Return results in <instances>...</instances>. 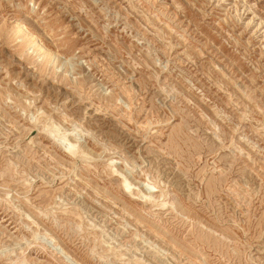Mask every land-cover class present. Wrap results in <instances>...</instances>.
I'll use <instances>...</instances> for the list:
<instances>
[{
	"label": "rangeland",
	"instance_id": "374dc122",
	"mask_svg": "<svg viewBox=\"0 0 264 264\" xmlns=\"http://www.w3.org/2000/svg\"><path fill=\"white\" fill-rule=\"evenodd\" d=\"M0 264H264V0H0Z\"/></svg>",
	"mask_w": 264,
	"mask_h": 264
},
{
	"label": "bare ground",
	"instance_id": "6f19581e",
	"mask_svg": "<svg viewBox=\"0 0 264 264\" xmlns=\"http://www.w3.org/2000/svg\"><path fill=\"white\" fill-rule=\"evenodd\" d=\"M18 24V23H17ZM15 34L18 36V38H22L23 39V41H26V40H32L33 42H34V39H33V37L32 38H30L29 37V33L27 32V30L23 27V26H21V24H18L17 26H16V30H15ZM30 38V39H29ZM33 47H35V48H39L40 46H39V44L36 42L35 44H34V46ZM49 57H51V56H49ZM54 58H57V56H55ZM59 138V137H58ZM59 142L62 144V146L68 151V152H70V153H74L75 151H74V145L70 142V140L66 137V136H63V137H60L59 138ZM75 155V154H74ZM122 178H123V180H124V183H126V184H129V181H128V178L126 177V176H124V175H122Z\"/></svg>",
	"mask_w": 264,
	"mask_h": 264
}]
</instances>
